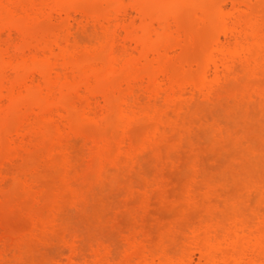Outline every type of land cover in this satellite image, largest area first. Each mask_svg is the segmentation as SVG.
Returning <instances> with one entry per match:
<instances>
[{
  "label": "bare ground",
  "instance_id": "bare-ground-1",
  "mask_svg": "<svg viewBox=\"0 0 264 264\" xmlns=\"http://www.w3.org/2000/svg\"><path fill=\"white\" fill-rule=\"evenodd\" d=\"M187 20L197 28L186 31ZM256 114L264 129V0H0V186L25 181L21 164L34 158L61 171L70 201L56 196L50 218L33 219L42 249L65 255L58 264H264V175L225 195L196 155L181 223L155 240L142 228L144 237L129 230L123 245L87 249L63 229L111 182L145 175L165 150L171 157L170 137L208 134L229 145L241 132L232 121L255 126ZM57 230L64 237L54 247ZM3 240L0 264L29 245Z\"/></svg>",
  "mask_w": 264,
  "mask_h": 264
},
{
  "label": "rangeland",
  "instance_id": "rangeland-1",
  "mask_svg": "<svg viewBox=\"0 0 264 264\" xmlns=\"http://www.w3.org/2000/svg\"><path fill=\"white\" fill-rule=\"evenodd\" d=\"M185 28L186 31L195 30L197 24L195 21L192 22L191 20H187L184 23V29ZM240 117L239 118L242 119V116ZM245 118L242 119L243 121L238 120L242 121L241 123H245L247 122ZM258 118L259 115L256 114L254 119L256 124L254 126V124L250 123L252 125L251 129L249 128L251 125L247 126L246 123L242 126L238 120L237 121L240 123L237 125L238 127L235 126L237 123L236 121H232L234 125L230 123L231 120L229 121V119H227L228 122H224L226 124L230 123V125H232L230 127H233L231 128L232 130L235 128L237 130L239 128L241 132L236 131L234 138L237 136L240 145L245 143L246 140L248 141L247 144H242V146L237 145V139L234 141L235 139L232 140L233 137L229 145L219 143L222 142L220 138L214 139L212 135L208 136V134L207 137L204 136L205 134H194L195 136L192 135L190 138L185 139V141L179 139V136L176 135L170 137L169 142L164 143L163 150L168 148L171 153L175 154V148H178L180 153H178L179 150H177V154H175L176 156L178 155L177 158L173 154H171V157L174 156L172 158L170 155L166 157L168 153L166 155L165 150V153H162L161 159L159 158L157 161H152V159V162L149 161L145 165L144 171L146 174L143 173L145 175H136L132 177L131 180L128 178H121V181H113L114 185H112L113 182H111V187H107L108 189L104 194L98 195L91 200V204H89L90 208L88 207L86 211L73 213L68 217L69 219L67 222H65V228L61 227L59 229H65V235L68 234L67 236H69V234L72 236L79 234L78 236L84 237L87 249L100 243L109 244L114 242L123 245V234H129V230H132L133 233L135 230H138L137 232H142V236V234H145L143 232L144 228L146 230L147 228L149 229V231H145L146 236L155 240L159 237L156 235V232L162 226L165 228L169 226L170 229L171 226L177 222L181 223V208L188 205L187 202L185 203L184 201L185 188L188 185L190 186L194 179L193 173L195 171L193 170H195V167L193 168V162H195V155L197 156L196 158H198L196 160H198L199 165L205 172V178L211 179L212 186L217 189L223 188L222 190L226 193L225 195L231 194L237 196L242 192V188H244L243 185L248 181H244L243 178L251 179V177L255 178L259 175H264V159L261 156H256L255 153L256 157L253 156V150H255V148L261 151L264 149V129H262V127L259 128L260 124L256 126L258 125L257 123H259ZM241 126L243 131L240 129ZM246 126L247 128H245ZM253 127L254 130H252ZM143 129L140 128L135 132L136 138H141L144 135L145 130ZM261 130H263V132H261ZM6 134L8 136L13 133L8 132ZM107 134H110V132ZM241 136L248 139H241ZM210 137H212L211 141ZM239 139L243 140L242 143H240ZM5 143L8 142L5 140ZM4 146L3 148L6 147ZM193 148L196 149V151L198 150L196 154ZM5 150L6 148L4 149V153ZM2 151L0 158H3L2 155L4 153H2ZM38 159L34 158L32 162H29L32 160L31 159L28 160L27 163L24 161V164H21L23 172H26V174H24L25 181L22 179L23 183H20L19 180L17 183L15 182L6 187L0 186V238L1 240L3 238L5 239L2 243L4 241H7L5 242L7 244H9L8 242H12V244L8 245L9 247L10 245L14 246L15 242L17 245L18 241L19 243L22 242L23 246L26 244H24V242H27L29 245L33 244L30 247H28V245L26 248L24 246L25 249L22 248L24 250H21L22 252L19 254L16 253V256L14 253L12 257V260L13 258L14 260H11L12 262L8 264H58L57 260L60 257L65 261V255L59 256L60 254L54 250L46 251V247L42 249V244H44V246H46V244H41V241L38 242L36 240V238L40 236L39 232H41V230L38 232V235L34 233L41 228V223H35V220L38 219L43 222V220L40 219L42 217H47L46 215H48V213L50 214L48 215V219L50 218L52 210L50 206L53 204L56 196L57 198H59V195H61L62 198L66 197L68 198L66 199L67 201L71 199L70 192L66 190L67 187L65 181H63L64 178L61 177V171L50 170L48 167H45V163L44 166L43 163L40 165L42 161ZM260 159L261 161H259ZM18 169L21 170L22 168ZM90 177L94 178L95 176L91 174ZM203 181H200L199 184ZM36 184H38V187ZM28 185H32V188H29ZM206 186L207 180L202 183L200 191H197V193L199 192L198 194L201 195L200 193L205 190ZM39 187L43 188V192L40 193V198H38V192H40V190L42 191V188L40 189ZM26 188L29 189L27 190ZM33 190H36V192H33ZM67 194L69 196H66ZM160 194L165 196H160ZM164 199L167 201L164 202ZM179 204H181V208L177 206ZM33 225L37 228H34L35 226ZM139 226L142 227L140 228ZM134 227L135 229H133ZM164 227L160 230L164 229ZM119 228L121 229L119 230ZM62 231L64 232V230L54 231L50 236L51 238L49 235H45L46 233H42L45 235L44 238L48 236V239L50 238L54 243L53 246L56 245L54 247H57L62 244V236L64 237ZM147 233L150 235H147ZM30 234L35 237L33 238ZM27 237L33 238V240H27ZM40 238H43V236L41 235L39 240H41ZM48 239L45 241L50 244L51 241H48ZM35 241H37L38 244ZM121 250H123L122 246H120L119 251Z\"/></svg>",
  "mask_w": 264,
  "mask_h": 264
}]
</instances>
